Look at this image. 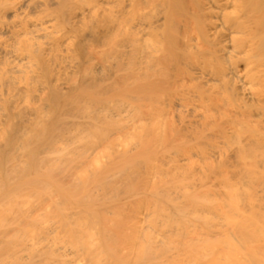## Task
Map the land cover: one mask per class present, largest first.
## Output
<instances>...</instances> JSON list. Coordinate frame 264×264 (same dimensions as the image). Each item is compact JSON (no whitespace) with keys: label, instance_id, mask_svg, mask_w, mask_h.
<instances>
[{"label":"bare ground","instance_id":"6f19581e","mask_svg":"<svg viewBox=\"0 0 264 264\" xmlns=\"http://www.w3.org/2000/svg\"><path fill=\"white\" fill-rule=\"evenodd\" d=\"M0 264H264V0H0Z\"/></svg>","mask_w":264,"mask_h":264}]
</instances>
